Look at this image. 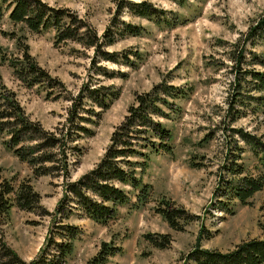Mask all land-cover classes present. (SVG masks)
Masks as SVG:
<instances>
[{"label":"rangeland","instance_id":"obj_1","mask_svg":"<svg viewBox=\"0 0 264 264\" xmlns=\"http://www.w3.org/2000/svg\"><path fill=\"white\" fill-rule=\"evenodd\" d=\"M44 1L69 9L90 23L100 37L112 32L113 42L101 49L113 51L117 60L101 57L94 46L84 42L58 41L53 29L33 32L21 23H12L4 13L0 18V80L5 90L13 92L24 114L48 133H58L66 126L69 97L84 83L112 86L119 93L98 115L92 114L100 109L96 105L86 110L91 107L89 101L79 108L80 123L88 130L72 135L75 140L65 144L63 157L72 161L67 172L55 168L35 173L43 163L32 165L20 159L6 148L3 139L8 135L0 134V183L6 180L14 190L22 182L28 183L38 196L28 209L13 200L14 191L6 193L12 205L0 221L2 241L21 259L37 254L52 225L50 212L56 214L67 181L95 165L136 94L162 79L193 89L189 97L174 100L179 114L157 117L171 130L173 150L150 153L142 172V180L151 184L148 200L134 205L131 192L129 202L119 206L116 218L105 224L76 210L68 215L65 222L77 224L80 233L66 264H86L103 240L114 239L122 247L106 264H196L189 255L198 245L228 250L245 239L264 237V188L255 192L249 204L233 199V213L214 203L224 177H231L226 165L232 159L243 163L250 174L264 173L259 154L237 130L264 142V109L251 97L264 95V90L253 89L252 76L243 77L238 68L240 64L242 69L264 71V65L250 61L249 53L251 49L264 53V41L247 37L251 26L264 17V0H131L147 1L170 17L178 16L180 20L172 24L138 15L128 5L122 7L121 0ZM127 24L144 30L132 34L126 30ZM243 46L249 60L240 62L237 55ZM10 60L20 62L17 67L25 60L36 62L46 76L34 81L25 73V80ZM163 200L198 217L182 220V228H174L155 209ZM146 233L158 239L166 234L168 242L156 246Z\"/></svg>","mask_w":264,"mask_h":264},{"label":"trees","instance_id":"obj_2","mask_svg":"<svg viewBox=\"0 0 264 264\" xmlns=\"http://www.w3.org/2000/svg\"><path fill=\"white\" fill-rule=\"evenodd\" d=\"M121 1H123L122 7L128 5L138 15L153 19L157 23L172 24L175 20H180L178 16H168L164 9H156L147 1ZM176 1L184 2L185 0ZM6 12L12 23H21L33 32L53 29L58 41L72 39L84 42L86 46H94L96 53L100 52L101 57L117 60L113 51L101 49V46L113 42L112 32L106 31L101 35L102 37L98 36L90 23L77 18L67 8L49 5L44 0H0V18ZM127 25L126 30L132 34H141L144 30L140 25ZM82 27L84 30L80 32L79 29ZM120 34H123L122 31ZM247 37L251 40L258 38L264 41V17L251 26ZM239 44L238 41L235 45L239 46ZM245 50L244 46L239 50L237 58L240 62L249 60L244 54ZM249 53H251V62L264 65V53L259 54L252 49ZM10 62L25 80L27 79L25 73L30 75L34 81L46 76L45 71L36 62L25 60L24 64L21 62L24 66L20 67H17L20 62L13 60ZM240 67L239 64V72L243 77L245 74L252 76L253 89L264 90L263 70ZM236 84H239L238 89H240L241 81L238 80ZM192 89V86L186 87L162 79L149 90L137 93L134 103L129 105L122 121L112 130L109 143L99 160L77 179L67 181L66 192L55 207L56 214L53 211L50 212L53 218L52 225H50L45 243L37 254L29 260L21 259L0 237V264H66L67 257L74 247L73 240L80 233L77 224L65 222L68 215L76 210L82 215L105 224L116 218L118 207L129 202L131 192L135 195L134 205L145 203L151 191V184L142 180V172L148 166L150 153L161 151L172 153L173 150L170 142L171 130L157 117L169 118L174 113L179 114L180 107L174 100L189 97ZM118 93L119 91L112 86L104 84L92 86L84 83L77 94L69 97L71 103L65 122L66 126L58 133H48L49 131L38 122L24 114L13 92L5 90L0 80V134L4 132L8 135L3 142L6 148L12 150L20 159L32 165L42 162L40 168L35 169L37 174L48 173L55 168H61L67 172L72 161L63 157L65 144L75 140L71 137L72 135L80 136L88 130L80 123L83 115L79 113V108L89 101L91 107H87L86 110L96 105L100 109L92 110V114L98 115L101 110L108 108ZM239 94H242L241 90L237 92V99L240 98ZM251 97L256 99L258 106L264 109L263 94ZM237 130L259 154L261 166L264 169V142L250 132L241 128ZM26 141L29 142L25 144ZM67 147H72V145L68 144ZM52 148L58 149L50 150ZM47 161L52 163L45 165L44 162ZM226 167L231 177L227 179L224 177L220 195L214 203L216 207L233 213V199L249 204L255 192L264 188V173L250 174L246 166L236 158L232 159ZM15 189L6 180L0 183V221L12 205L6 193L14 191L13 200L22 208L31 209L38 201L37 193L28 183L22 182ZM155 209L174 228H182L184 225L182 220L187 221L198 217V214L174 206L168 200L160 202ZM146 238H150L156 246L163 247L168 242L166 234H162L158 239L146 233ZM121 250V245L117 244L114 239L103 240L97 251L87 259L86 264H106L111 255ZM189 256L196 264H264V237L245 239L228 250L211 249L198 245ZM2 257L4 259H1Z\"/></svg>","mask_w":264,"mask_h":264}]
</instances>
